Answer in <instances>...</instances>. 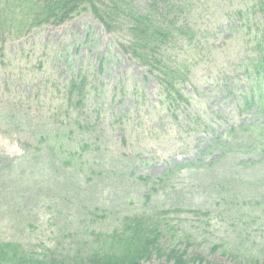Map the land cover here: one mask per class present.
<instances>
[{"label": "rangeland", "instance_id": "obj_1", "mask_svg": "<svg viewBox=\"0 0 264 264\" xmlns=\"http://www.w3.org/2000/svg\"><path fill=\"white\" fill-rule=\"evenodd\" d=\"M131 1L144 8L148 0ZM187 4L178 18L186 37L159 52L183 64L173 100L158 72L125 53L131 37L122 22L107 30L83 12L33 27L7 8L14 16L0 23V239L65 254L78 242L71 233L121 231L124 217L146 214L165 250L264 264V157L250 149L264 129V100L247 70L255 56L264 62V8L259 0ZM81 76L85 102L71 112L62 88ZM72 116L79 123L71 141L90 144L80 170L31 137L32 128ZM235 225L258 259L210 252L211 242L235 240Z\"/></svg>", "mask_w": 264, "mask_h": 264}, {"label": "trees", "instance_id": "obj_2", "mask_svg": "<svg viewBox=\"0 0 264 264\" xmlns=\"http://www.w3.org/2000/svg\"><path fill=\"white\" fill-rule=\"evenodd\" d=\"M188 1L190 0H148L144 8H138L131 0H0V23H10L12 19L9 16H14L12 10L15 14L25 16V20L33 27L59 26L83 12L92 13L107 30L122 22L131 37L130 43L123 48L125 53L158 72L162 78L160 82L165 86L164 91L168 93L167 100H173V93L176 92L175 79L178 81L179 69L183 64L177 56L169 55L172 61L170 62L169 59L164 58L165 56H160L159 52L162 47L171 50L175 43L186 37L183 32L186 27L178 24V18L185 12ZM259 6L264 8V0H259ZM7 8L11 11H7ZM167 15H171V20H164ZM247 70L248 78L252 79L254 84H258L257 89L253 90L259 95L258 102L264 100L263 59L255 56ZM182 81L184 83V79ZM85 88L86 80L83 76L63 86L66 105L71 112H77L82 108L85 102ZM175 98L178 101L183 100L179 95H175ZM78 123L77 117L72 116L70 122L60 124L58 129L51 124H46L41 129L32 128L31 137L36 142L35 148L44 147L64 166L68 167L74 162L73 166L76 167L73 168L80 170L83 166L80 159L90 149V144H74L71 141L70 134ZM257 130L258 135L252 136L250 149L260 151L263 158L264 129L259 126ZM260 134L263 136H259ZM225 137L229 140L228 135ZM183 167L185 166L176 168ZM136 180L146 181L142 177H137ZM97 212L101 215H97ZM92 214L102 220L106 217L110 218L105 211L96 210ZM250 218L252 217L248 219ZM235 227L238 228L239 225ZM121 229V231L114 229L109 233H99L85 228L81 234L71 233L70 238H76L78 242L73 246L69 243L64 250L65 254L43 246L40 250L28 252L17 242L0 239V264H141L152 258H164L166 263L170 264H217L199 254L186 255L185 250L181 251L176 246L163 249L159 244L158 226L150 222L146 214L124 217ZM240 229L234 230L235 240L220 239L211 242L210 252L219 256H233L236 261L247 260L249 257L258 259L261 253L250 250L253 245L241 239L244 233L242 234ZM242 229L244 232L247 230Z\"/></svg>", "mask_w": 264, "mask_h": 264}]
</instances>
